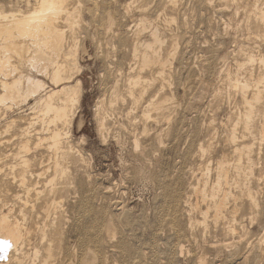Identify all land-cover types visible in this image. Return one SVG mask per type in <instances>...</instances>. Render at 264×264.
<instances>
[{
	"label": "rangeland",
	"instance_id": "rangeland-1",
	"mask_svg": "<svg viewBox=\"0 0 264 264\" xmlns=\"http://www.w3.org/2000/svg\"><path fill=\"white\" fill-rule=\"evenodd\" d=\"M27 1L28 0H0V10L9 11L16 8L23 10L27 5ZM32 1L33 0H30V2ZM137 1L138 0H67V7L70 11L77 7V10H75L67 20V22L73 24V26H71L72 28L66 25L67 23H65L67 27L65 26L63 28H66V39L68 38L65 44L70 47L73 41L75 42V46L73 44L72 49L76 47L75 58L78 68H76V72H74V81L69 82V84L72 86L76 80L79 81V97L78 101L71 108V113L72 111L75 112L72 113L74 119L71 126L68 127L69 129H66L68 133L65 131V126L63 130H61L62 132H66L62 136L63 141H69V143L71 142L74 146L76 145V151L74 152L76 161L72 159L67 160L68 169L72 177L71 181L75 182V184H72V182L67 185L63 194L66 197L64 198V196H62L59 199V203L51 204V200H47L49 195H45V193L51 186L48 185L45 187V178L40 179L38 183L33 181L27 194L21 191L24 196L27 195L26 198L28 202L24 201L26 198L22 200L16 198L15 193L18 191V188L14 184L12 185L7 178L11 176L12 165L14 164V136L17 138L19 134V131L17 132V125L25 124V122L28 121L34 123L31 131V134L34 135L33 137L40 131L42 135H45V131L41 130L40 127V112L36 108H31L34 103V98L27 99L23 104L22 102L13 104L10 101L6 102V104L0 103V142L6 141V143L0 146V197L1 199L5 198V200L11 204L9 207L13 211H11L10 219L16 217L23 220V216L20 214V210L22 209L26 214L25 223L31 227V236L33 237L31 241L37 244L40 243V231L46 229L45 232L49 235H47L48 239L49 237L51 239L54 238L52 240L55 248L54 252H58L57 243L59 242L62 248L67 250L69 253L68 257L70 258H73V252L77 250L76 245L81 242L84 244L85 248H91L93 250L97 261H102L101 259H103V261L105 259L111 261L114 257L117 259V255H121L118 257L119 260H115V258L112 260L113 263L117 264H119L120 261H128L127 263L129 264H133L134 261V263L138 261L143 264L144 261L148 262L147 264H162V261L164 262L165 259L167 261L164 262L165 264H264V241H259L264 234V127L262 132L259 129L262 125L264 126V115L261 116V114H259L260 117L258 115L254 122V129L256 130L254 131L255 139L253 141H255V144L253 145V153L257 161H255V174L256 180L258 179L255 190L256 197L258 198L257 201H259L258 207L254 213L253 222L255 224L250 225L247 218H243L246 219V222L242 219V224L236 226L235 239L226 237V225L222 224L223 220H214L212 219V213H209V216L204 221L203 214L195 211H191L190 215L192 214L191 216L193 218L195 217L194 219L198 221V223L194 225L196 230L194 228L192 229L194 233L188 231L189 233L186 234L187 236L178 235V237L182 236L185 239L182 237L178 238L177 233L171 228L170 224V219L174 210H168L162 207L160 209L159 205L162 202L164 194L160 192L159 187V190L157 189V183L159 186L161 183H168L171 179V172H169V169H171V171L173 169L172 172L181 174L180 176L184 179L182 190L184 188L186 189V185L188 181H190L191 172L188 171L195 170L194 173H196V177H200L201 172L197 169L198 165L202 161L208 163V159L210 158V153L208 151L204 153L203 156L199 151L200 143L204 148L208 143V136L205 135L208 132H215L216 134L218 133L216 139L220 141L223 140L232 119L242 110L240 93L230 87L227 72L230 73L231 76H235V70L238 68L237 66L239 63L244 62L243 58L245 57V53L252 51L255 59H252L251 64L246 63L244 65L242 70L243 75L241 74L242 77L246 76L249 72H251L254 77L260 72L264 73V65L261 62V57L264 58V30L262 27L257 28L253 25L254 19L251 16V11L255 8L253 5L255 0H180L177 6V25L173 24L174 31L177 32L180 39H178L179 37L177 36L178 43L176 52L170 56L171 64L167 67L165 74H163V76H167H164L166 79H164V81L166 82L163 83L162 80H160L159 76L161 75L154 69L143 70L140 75L143 77L142 79L147 81V85L143 91V99L140 100V102L134 103L129 93L133 86L130 84L128 77L137 74L138 68L133 69V71L128 69L129 63L135 62L134 58L130 55L131 50L128 46L131 45V40L138 35L140 38H146L147 32L137 31L138 34H136L135 27L138 26L142 16L146 14L147 17L148 15L151 16V8H154L157 4V0H150L148 5L150 7L144 13L140 11L141 7H138ZM128 2L131 3L129 14L128 12H124L126 10L124 5ZM259 2L258 5L262 6L264 0H260ZM130 12L133 14L131 15ZM115 13L116 17H114ZM108 15L113 17L112 22L114 21V23L110 20L108 21ZM185 20L186 24L180 26ZM61 21L63 23L64 21L60 20L61 26H63L64 24L62 25ZM107 23L109 24L106 25ZM123 23H125V25ZM111 24L114 28L113 31ZM117 24L118 26H116ZM67 28H71L70 33L67 32ZM163 28L162 26L161 30H163ZM111 33H115V37ZM119 44H121L122 47L126 44L125 46L127 49L124 46L125 49H122L120 53H117L116 57H113L116 51L114 45ZM165 48L166 50H164ZM171 48V43L165 40L163 49H161L162 57L165 58ZM125 52L128 55H126ZM261 54L262 56L260 57ZM11 60L17 68L16 73L11 75L12 77H21V79L27 76L39 77L50 87L51 84L46 75L36 68L29 66L24 57L19 58L17 55H13ZM241 75L238 74V76ZM11 76H7V79H11ZM0 79L2 78L0 77ZM47 89L48 88L44 90L46 91ZM44 90H40L39 92L43 94L45 92ZM133 91V94L137 96L139 87L136 86ZM113 94H115V96ZM153 98L160 100L164 98L168 99L165 103L170 109L166 108L163 109V111L165 110V113L169 115V120L162 116H155V118L150 117L147 118L148 120L146 116L144 117L143 109L147 101ZM110 99H114L112 104H110ZM71 113L69 114L71 115ZM100 116H105L107 123L104 132H102V136L98 131V118ZM79 119H81L80 127L77 126ZM160 126H162L161 129ZM107 127V137L104 138L103 136ZM160 133L162 135H160ZM195 134H198L199 138ZM160 139L162 143H160ZM135 140H138V146L135 144ZM142 141L144 142L142 143ZM177 141L180 142L178 143ZM144 144H146V146H144ZM43 149V145L38 146V150L41 151ZM194 152L196 157H194ZM189 153L192 156L189 155ZM184 154L185 156L187 154V157H183ZM197 155L199 156L197 157ZM217 155L212 154V160L210 158L212 164ZM194 158L197 159L195 160ZM180 161L182 164L184 161V164L182 165ZM192 161H195L197 164ZM167 162L172 165H167ZM177 162H180L181 165ZM186 165L191 167H187ZM176 166L178 167L176 168ZM186 168L188 170H186ZM165 177L166 179L163 181ZM185 178L188 180H185ZM2 179H6V181ZM59 182L62 181L60 180ZM57 186H61V183H58ZM71 186H74V189ZM75 186L77 188H75ZM79 186L80 191L78 192L77 189H79ZM43 189L46 191L43 195H36L37 191ZM182 190L181 193L184 192V190ZM79 194L81 196H79ZM158 198L161 199L159 200ZM158 200L160 201L159 203ZM93 205L94 207L96 205L95 211H93ZM100 207L102 210H98ZM8 209H6L5 212H7ZM96 209L99 213L96 212ZM202 210H205V208ZM85 212L87 214L83 216ZM177 212H179V215ZM177 212H174L177 223L179 221L181 225L186 227V221L188 222L187 215H184V213L182 214L180 210H177ZM61 213L62 215L60 217L59 215ZM90 213H92V215H90ZM96 214L98 217H96ZM93 215L95 216L94 218ZM87 217L89 221L86 222L85 219H87ZM80 218L85 219H81L80 221ZM166 218L168 220H166ZM58 219L60 222L62 221V225L58 223ZM208 219L210 221H208ZM243 222H245V224ZM106 225H109L113 229V234H109V236L113 235L111 240L106 239ZM166 225L170 228V231L167 229ZM217 226L219 229L222 226V229H217ZM57 227H60V233H53L54 229ZM101 227L102 230H104L103 232ZM66 229L70 235L65 232L64 237H62L64 230L67 231ZM206 229L207 231L209 229L207 233H205ZM196 231L199 234H197L198 236H196ZM212 231L214 233L213 235H211ZM218 231H221V236L218 235ZM66 233L69 235H67L68 238ZM250 233H252V235ZM56 234H59V236H56ZM205 234L207 238L210 237L209 240L206 238ZM84 236H86V239H84ZM222 236L225 239H223ZM65 237L66 241H64ZM98 237L100 240L99 244L101 245L99 249L103 248L104 251L98 250L97 247L96 249L94 248V243L92 241ZM217 237L218 239L216 240ZM236 237H238V239H236ZM181 239H184L182 240L183 242ZM189 239L191 242H189ZM62 240L63 242H61ZM121 240L124 244H118ZM205 241H207L208 244H206L207 242L205 243ZM241 241L243 242L240 243ZM245 241L247 243H245ZM65 243L69 245H65ZM191 243L192 245H190ZM183 244L184 249L180 253L178 248ZM107 245L111 247L109 248ZM116 245L119 246L117 247ZM189 245L190 248L188 247ZM106 250H108L109 253H106ZM0 251V263H5L8 260L10 262L13 261L15 255L12 251L10 254V251H6L3 246H0ZM165 251L167 252L165 253ZM113 253H116L115 256ZM130 253H136L135 257L130 258ZM100 254L103 255L100 257ZM139 254H141V256ZM244 254H247L246 257H244ZM164 255L165 259H163ZM59 256L60 255H56L58 260L61 259ZM108 256H111L112 259ZM157 257L159 258L158 260ZM22 258L25 259V257ZM30 258L31 256H28L26 261ZM134 258L137 259L135 260ZM175 260H177V262Z\"/></svg>",
	"mask_w": 264,
	"mask_h": 264
},
{
	"label": "bare ground",
	"instance_id": "bare-ground-1",
	"mask_svg": "<svg viewBox=\"0 0 264 264\" xmlns=\"http://www.w3.org/2000/svg\"><path fill=\"white\" fill-rule=\"evenodd\" d=\"M179 1L180 0H157L156 6L154 8H151L152 9L151 14L148 12L151 16L148 15V17H147L146 16L147 14L145 16H142L138 26L135 27L136 28V30H135L136 34H138L137 31L138 32L143 31V32H147V36H146V38L145 37L140 38L139 35L136 36L134 39L131 40V43H130L131 45L128 46V47H130L129 49L131 50L130 55L135 60L134 63H129L128 69L133 71V69L138 68L137 74L130 75L128 77L130 84L133 86L130 89V91L129 90L128 91H129L130 96H131L130 98L133 100L134 103L140 102V100L143 99V93H144L143 91L145 90L144 88L147 85V83H146L147 81L142 79L143 77L140 75V73L143 70H153L154 69L155 71H157L158 74L161 75V76H159L160 80H162L163 83L166 82V81H164V79H165L164 76H166V75L163 76V74H165L167 67L171 64V62H170L171 57L170 56H172L174 54V52H176L177 43H178L177 38L179 37L177 35V32L174 31L175 29L173 28V24L177 25V6L179 5ZM185 1H188V0H185ZM259 1L260 0H255V3L253 4L255 6V8H253V9L251 8L252 9V11H251L252 15L251 16L254 19L253 25L257 28L262 27L264 30V2L262 3V6L261 5L259 6L258 5V3H260ZM137 2H138L137 3L138 7H141L140 11H142L144 13L150 7V6H148L150 3V0H138ZM152 3H153V1H152ZM125 4L126 5H124V7L126 10L124 12L125 13L128 12V14H129L131 3L128 2ZM203 4H205V3H203ZM151 6H152V4H151ZM76 8H74L70 11L67 7V0H33L32 2H30V0H28L27 5L23 10L20 8L19 9L18 8L12 9L9 11L0 10V77L2 78V79H0V81H1V83H0V85H1L0 103L6 104V102L10 101L13 104H18L19 102H22V104H23L27 101V99L34 98V101H33L34 103L32 104V106L31 105L30 106H31V108L38 109V111L40 112V114H39V115H41L40 116L41 117L40 127H41V130L45 131V135H46V136L44 134L42 135V133H40L41 132L40 131V132H37V135H35V137H33L34 135L31 134V131H32V126H34V123H32V122L28 121V122H25V124L17 125L18 130L17 129L16 130H17V132L19 131V134H18L17 138H15L16 136H14V140H15V147L13 150V163L14 164L12 165V174L7 179L12 185L14 184L18 188V191L15 193V196H16V198H19L21 200L25 199L27 196V195L24 196V194H22L21 191H23L27 194V192L29 191L30 186L32 185L33 181H36L35 183H38L40 179L45 178V187H47L49 185V186H51L50 189L47 192L44 191L45 189H43L41 191H37L36 195H39V194L43 195V193L46 192L45 195H49V198H47V200L48 199L51 200V202H50L51 204H57L60 202L59 199L62 196H64L63 194L65 192V188L67 187V185H69V183L73 182V181H71L72 177H71L70 171L68 169L67 160L72 159V160L76 161V158L74 157V152L76 151L75 150L76 145L74 146L73 144H71V142L69 143V141L64 142L62 136L66 132L68 133V130H66V129L68 127H70L72 124V121L74 119V116H72V113H74L75 111L74 112L72 111V113H71V108L78 101V97H79V81L76 80V82L72 86L69 84V82L74 81V72H76L75 70H76V68H78V65H77V60L75 58V51H76L75 48L76 47L74 49H72L73 44L75 46V42L73 41V43L70 47H68L65 44L68 41V38L66 39V36H67L66 28H63V27H65L66 25H68L69 27L73 26V24L70 22H67V20L75 12V10H77ZM135 12H136V10H135ZM130 14H131V12H130ZM133 16H131V17H133ZM114 17H116V13H115ZM119 18H120V15H119ZM123 19H125V18H123ZM60 20L64 21V23L61 21L62 25L64 24L63 26H61ZM109 20L111 22L113 20V17H111L110 15H108V21ZM115 21H116V19H115ZM65 23H67V24L65 25ZM109 23H107L106 25H108ZM112 23H114V21ZM123 24L125 25V23H123ZM184 24H186V20L184 21V23L180 24V26L181 25L183 26ZM160 25H162L164 27L163 30H161L162 26H160ZM112 26L113 25L111 24V27ZM114 26H115V24H114ZM116 26H118V24ZM71 28L70 29L67 28L68 33H70ZM109 28H110V26H109ZM175 28H177V27H175ZM107 29H108V27H107ZM113 30H114V28L112 27V31ZM127 30H129V29H127ZM117 31H118V29H117ZM130 32H131V30H130ZM180 32H181V30H180ZM106 33H107V31H106ZM111 34H113V33H111ZM168 34H169V36H168ZM69 37H70V35H69ZM114 37H115V35H114ZM178 39H180V37ZM165 40L171 43L172 48H171L170 52L167 54V56L164 58L161 55V49H163V44H164ZM69 45H70V43H69ZM124 46L122 47L121 44L114 45V47H116V51H115V54L113 55V57H116L117 53H120L122 49H125V48L127 49V47L125 46V48H124ZM164 50H166V48ZM245 50H247V49H245ZM255 50H257V49H255ZM126 52H125V54H126ZM244 53H245V51H244ZM125 54H124V56H125ZM13 55H17L19 58L24 57L26 63L29 66L36 68L38 71H41V73L46 75V77L50 81V84H51L50 87L47 86L45 81L39 77L27 76L24 79H21V77H17V78L12 77L11 75L16 73V70H17L16 65L11 60V57ZM126 55H128V54H126ZM244 56H245L243 58L244 62L239 63V65L237 66L238 67L237 70H235V72H236L235 76H231L230 73L227 72L228 83L230 84V87L232 89H234L235 91H239V93H240V99H241L240 101L242 104V107H241L242 110L238 112L237 116L234 119H232L231 124L228 127L223 140L220 141V140L216 139V136H218V133L216 134L215 132H211V133L208 132L205 135V136H208V140H207L208 143H207L206 147L204 148L201 143L199 146V151L201 152V155L203 156L204 153H206L208 151L210 153L211 160L213 158V157H211L212 154H216V155L218 154L216 156V158H214L215 161L213 162V164H212L210 158L208 159V163L202 161L198 165V168H197L198 171L201 172L200 177H196V173H194L195 170L194 171H188V172H191L190 173L191 175L189 178L190 181H188V183L186 185V189L184 188L183 189L184 192H182V193H181V190H182L183 185H184V179L182 178V176H180L181 174H179L177 172H172L173 169H172V171H171V169H169L170 171L168 170L169 172H171V175H170L171 179L169 178L170 180L168 183H161V184H159V186L157 183V189L159 187L160 192H162L164 195H163L161 204L160 205L158 204L160 202L159 200L161 198L160 199L158 198L159 200H158V203H156V204L159 205L160 209L162 207V208H166L168 210H172V209L174 210L172 217L170 219V224H171V228L175 231V233H177V237L180 234L185 236L187 233L194 231V230L192 231V229L194 228V225L196 223H198V221L194 219L195 217L193 218L191 216L192 214L190 215L191 211H193V212L195 211V212H199V213L203 214L204 221L209 216V213H212V219L223 220L222 224L226 225L225 226L226 237L234 238L236 236L235 235L236 226L242 224L241 221L243 218H247L250 225L255 224L253 222L254 213L258 207L259 201H257L258 198L256 197V190H255V188L257 186L256 182L258 179L256 180V174H255V172H256L255 171L256 158H254V153H253V150H254L253 145L255 144L254 143L255 141H253L255 139V134H254L255 132L254 131L256 130V129H254V122L256 120V117L259 114H261V116L264 115V102H263V100H264V73L260 72L257 75H255V77H254L253 74L251 72H249L246 74V76L242 77V75H243L242 70L244 68V65L246 63L251 64V61L254 58V54L252 51H249V52H246ZM261 56H262V54L260 55V57ZM107 59H108V57H107ZM113 60H115V59H113ZM258 61H260V60H258ZM261 62L264 65V58L263 57H261ZM261 62H260V64H261ZM252 66H253V64H252ZM244 73H245V71H244ZM238 74H240V75L242 74V75L238 76ZM7 76H11L12 78L8 80ZM148 84H149V82H148ZM136 86L139 87V93L137 94V96H135L133 94V92H134L133 89ZM46 88H48V89L45 91L44 89H46ZM40 90H42V91L44 90L45 92L43 94H41L39 92ZM113 95L115 96V94H113ZM172 97H173V95H172ZM113 100L114 99H110V104L113 103ZM166 100H168V99L164 98L163 100H160V99H154L153 98V99H149L148 101L146 100L147 103L143 109L144 117L146 116V119H147L150 117L155 118V116H162V117H165L166 119H168L169 115H167L165 113V110L163 111V109L169 108V106L167 107V104L165 103ZM69 113H71V115ZM259 117H260V115H259ZM80 125H81V119H79L77 122V126L80 127ZM64 126H65L66 132L61 131V130H63ZM106 126H107V123H106L105 116H100L98 118V131H99V133H101V136H102V132H104V129L106 128ZM161 127L162 126H160V129H161ZM263 127L264 126L262 125L259 128L261 132L263 131ZM210 129H211V126H210ZM107 130H108V127H107L105 134L103 136L104 138L107 137V134H106V133H108ZM174 131H175V129H174ZM200 132H201V130H200ZM172 134H171V136H172ZM160 135H162V134L160 133ZM196 136L199 138L198 134ZM103 137H102V139H103ZM143 142L144 141H142V143ZM170 142H172V141H170ZM3 143H6V141L0 142V146ZM160 143H162L161 139H160ZM135 144L138 146V140H135ZM40 145L44 146V149L41 151L38 150V146H40ZM144 146H146V144H144ZM259 150H260V148H259ZM145 151H146V149H145ZM145 151H144V153H145ZM43 153H45V154H43ZM166 154H167V152H166ZM196 154H198V153H196ZM146 155H147V152H146ZM189 155H191V154L189 153ZM198 156L199 155H197V157ZM183 157H187V154H186V156L184 154ZM194 157H196L195 152H194ZM192 159H193V157H192ZM179 160H180V158H179ZM198 161H199V159H198ZM180 162L179 163L177 162V163L179 165H181L182 162H181V164H180ZM192 162H195V161H192ZM171 163H173V162H171ZM169 164L170 163L167 162V165H169ZM183 164H184V161H183ZM187 164H188V161H187ZM192 164H194V163H192ZM195 164H197V163L195 162ZM170 165H172V164H170ZM173 167H174V165H173ZM177 167L178 166H176V168ZM187 167H191V166H187ZM194 167H195V165H194ZM171 168H172V166H171ZM182 168H184V167H182ZM186 170H188V169L186 168ZM184 171H185V169H184ZM162 174H164V173H162ZM185 175H186V173H185ZM46 176H47V178H46ZM165 176H166V174H165ZM155 177H156V174H155ZM161 178H162V176H161ZM164 179H166V177L163 178V181H164ZM2 180L6 181V179H2ZM60 180L62 182H59ZM185 180H188V179L185 178ZM58 183H61V186H57ZM72 184H75V182H73ZM257 184H260V183H257ZM155 185H154V187H155ZM75 188H77V187L75 186ZM77 190H78V192L80 191V186H79V189H77ZM78 192H77V194H78ZM67 195H68V192H67ZM88 195H90V194H88ZM79 196H81V195L79 194ZM65 197L66 196H64V198ZM192 197H194V198H192ZM7 199H8V195H7ZM75 199H76V196H75ZM24 201L28 202L27 198ZM10 205L11 204H9V202L6 201L5 198L1 199V197H0V246L5 247L6 251H8V252L10 251V254L12 251L15 256L13 257L12 262H10L8 260L5 263L1 262L0 264H117V263L112 262V260H114L115 257L112 259L111 256L110 257L108 256L109 258L112 259L111 261H108L107 259H105L106 261L105 260L103 261V259H101L102 261H99V260L97 261V258L95 257L93 250L91 248H85L84 244L81 242L78 245H76L77 250H75L73 252L74 254L72 255L73 258L71 257L72 259L70 257H68L69 253L67 252V250L62 248V246L59 242L57 243V248H58L57 251L58 252L55 253L54 252L55 248H54V245L52 243V240L54 238L52 237L53 239H51L49 237V239H48L49 235L46 234V232H45L46 229H42L40 231L41 242L38 243L39 245L37 243L32 242L31 240L33 237L31 236V233H32L31 227H29L25 223L26 214L23 212L22 209L20 210V214H22L24 222H23V220H20L19 218H16V217L10 219L11 211H13L9 207ZM117 205H118V203H117ZM34 207H35V205H34ZM93 207H94V205H93ZM95 207H96V205H95ZM95 207L93 208V211H95ZM151 207L154 208L153 206H151ZM203 208H205V210H202ZM6 209H8L7 212H5ZM50 209H51V207H50ZM99 209H101V207L98 208V210ZM119 209H120V207H119ZM98 210L96 212H98ZM177 210L178 211L180 210V212L182 214L184 213V215L185 214L187 215V217H188V222L186 221L187 229L184 225H181L179 223V221H178L179 224L177 223L176 218H175L176 215L174 213L175 211L177 212ZM153 211H154V209H153ZM74 212L76 213L75 210H74ZM90 212H91V209H90ZM257 212H258V210H257ZM177 213L179 215V212H177ZM54 214H55V212H54ZM85 214H87V213L85 212L83 214V216ZM61 215H62V213L59 216L61 217ZM90 215H92V213H90ZM94 217L95 216L93 215V218ZM96 217H98V215ZM197 218H198V216H197ZM81 219L82 218H80V221H81ZM83 219H85V218H83ZM97 219H99V218H97ZM166 220H168V219L166 218ZM243 220H245V222H246V219H243ZM85 221L86 222L89 221L88 217H87V219H85ZM208 221H210V220L208 219ZM61 222L59 220L58 223L61 224ZM245 222H243V223L245 224ZM181 223H182V221H181ZM89 225H90V222H89ZM217 225H219V224H217ZM206 226H207V224H206ZM209 226H210V224H209ZM102 227H101V230H102ZM166 227L170 231V228H168L167 225H166ZM197 227H199V226H197ZM200 228H202V227H200ZM217 229H219L218 226H217ZM221 229H222V226L219 230H221ZM69 230H71V229H69ZM199 230H202V229H199ZM47 231H48V228H47ZM103 231L104 230H102V232ZM112 231H113V229L109 225H106L105 233L107 234L106 235L107 240H111L113 238V235L109 236V234H113ZM157 231H159V230H157ZM174 231H172V232H174ZM208 231H209V229H208ZM208 231L206 229L205 233H207ZM239 231H241V230H239ZM251 231H253V230H251ZM54 232L60 233V227L55 228L53 233ZM65 232L69 233L68 230L67 231L64 230V234L62 232V234H63L62 237H64ZM220 232L218 231V233H219L218 235H220ZM244 232H245V230H244ZM67 233H66V236L68 235ZM195 233H196V236L199 235L197 233V231ZM216 233H217V231H216ZM213 234L214 233L212 231L211 235H213ZM222 234H224V233H222ZM250 234L252 235V233H250ZM38 235H39V233H38ZM69 235H70V233H69ZM202 235H204V234H202ZM216 235H215V237H216ZM56 236H59V234L58 235L56 234ZM68 236H67V238H68ZM173 236H174V234H173ZM223 236H222V238H223ZM84 237H85L84 239H86V236H84ZM218 237L216 238V240L218 239ZM101 238H102V236H101ZM168 238H169V236H168ZM182 238H184V237H182ZM206 238H207V235H206ZM209 238H207V239L209 240ZM212 238H213V236H212ZM261 238L259 239V241L260 240L264 241V234ZM64 239H65L64 241H66V237ZM184 239H181V241ZM223 239H225V238H223ZM236 239H238V237H236ZM115 240H116V236H115ZM179 240H178V242H179ZM37 241H38V239H37ZM233 241H236V240H233ZM61 242H63V240ZM92 242L94 243L95 249L97 247L98 250L104 251L103 248L99 249V247L101 246L99 244V242H100L99 237L95 238ZM120 242L119 243L117 242V243L118 244H124L122 242V240ZM189 242H191L190 239H189ZM206 242L207 241H205V243ZM213 242H216V241H213ZM242 242L243 241H241L240 243H242ZM251 242H252V240H251ZM192 243H193V241H192ZM192 243L190 245H192ZM216 243H218V242H216ZM225 243H226V241H225ZM245 243H247V242L245 241ZM67 244L65 243V245H67ZM194 244H195V242H194ZM206 244H208V242ZM254 244H256V243H254ZM254 244H253V248H254ZM40 245H42V246H40ZM125 245H126V243H125ZM190 245L188 246L189 248H190ZM107 246L109 248L111 247L110 245H107ZM116 246L118 247L119 245H116ZM176 246H177V244H176ZM222 247H223V245H222ZM247 247H248V245H247ZM155 248H156V246H155ZM174 248H175V246H174ZM106 249H108V248H106ZM183 249H184V244L180 245V247L178 248L180 253L183 251ZM244 249H245V246H244ZM108 250H106V253H109ZM174 251H175V249H174ZM186 251H188V250H186ZM166 252L167 251H165V253ZM206 252H207V250H206ZM115 254H114V256H115ZM117 254H118V252H117ZM123 254H122V257H123ZM135 254L130 253V256L129 255H127V256H129L130 258H133V257H135ZM56 255H60L59 257H61V259L58 260ZM101 255H103V254H100V257H101ZM110 255H111V253H110ZM139 255L141 256V254H139ZM174 255H175V253H174ZM246 255L244 257H246ZM28 256H31V258L28 261H26V258ZM120 256L117 255L118 260H119L118 257H120ZM22 257H25V259H23ZM139 258H141V257H139ZM117 259L115 258V260H117ZM158 259L159 258L157 257V260ZM163 259H165V255H164ZM205 259H206V257H205ZM177 260H178V256H177ZM177 260H175V261L177 262ZM127 262L120 261V263H119V261H118L119 264H129ZM134 262H133V264H143V263H140L138 261H136L137 263H134ZM145 262L146 261H144V264H145ZM164 262H167L166 259ZM164 262L162 261V264H165ZM147 263L148 262H146V264ZM157 263H159V262H157ZM173 263H174V261H173Z\"/></svg>",
	"mask_w": 264,
	"mask_h": 264
}]
</instances>
